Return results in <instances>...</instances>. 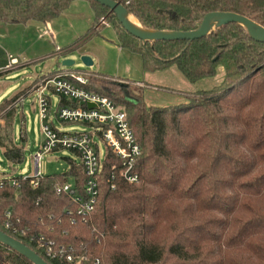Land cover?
I'll return each mask as SVG.
<instances>
[{
	"label": "trees",
	"instance_id": "obj_1",
	"mask_svg": "<svg viewBox=\"0 0 264 264\" xmlns=\"http://www.w3.org/2000/svg\"><path fill=\"white\" fill-rule=\"evenodd\" d=\"M73 1L0 0V22L52 23ZM115 1L150 30H197L211 12L237 13L264 27V0ZM90 2L96 19L108 16L121 27V46L138 53L147 72L176 65L197 82L222 65L225 79L185 104L161 108L147 105L130 86L98 74L88 78L87 90L128 114L143 150L139 183L117 178L111 189L109 161L95 210L84 219L70 198L57 193L65 183L82 188L86 182L82 164L69 160L67 173L44 177L38 188L29 180L0 185V231L49 264H264V43L235 23L192 42L145 43L129 34L109 8ZM30 89L0 106L6 122L0 149L10 166L24 162L17 138L22 144L27 140L26 121L17 136L15 104ZM9 211L18 233L4 227ZM41 235L55 241L65 256L51 258L38 249L32 238ZM0 264L32 263L0 243Z\"/></svg>",
	"mask_w": 264,
	"mask_h": 264
},
{
	"label": "rangeland",
	"instance_id": "obj_2",
	"mask_svg": "<svg viewBox=\"0 0 264 264\" xmlns=\"http://www.w3.org/2000/svg\"><path fill=\"white\" fill-rule=\"evenodd\" d=\"M50 24L38 21L26 24L0 22V69L6 68L7 54L19 62L14 69L0 72V106L14 93L31 87L16 105L20 114L14 122L19 136L20 130L24 132L22 123L26 121L27 140L22 144L20 138H17L18 144L24 147V162L10 166L0 149V171L12 177L25 178L33 175V156L41 151L46 143L36 94L33 92L43 74L58 70L90 73L86 78L97 77L95 74H99L114 80L120 86H130L134 93L141 94L147 105L161 108L185 104L201 91L220 87L225 79L226 72L222 65L217 67L213 76L197 82H191L176 65L154 73L147 72L141 56L121 46L118 36V33L123 34L121 27L108 16L96 19L89 0H74L60 17ZM84 48L94 62L92 67L84 66L78 59L72 67L62 66L65 58H77L78 52ZM116 92L120 96L125 95L121 88H117ZM59 100V96H54L53 115ZM54 125L61 132L67 133L91 132L96 128L95 125L88 124L60 123L56 119ZM5 127L6 122L0 113V130ZM94 139L99 146L100 156L104 157V140L99 135ZM69 160L80 164L79 155L69 149H57L47 153L41 161L42 176L51 177L67 173L71 167ZM70 183L73 184V181Z\"/></svg>",
	"mask_w": 264,
	"mask_h": 264
},
{
	"label": "built area",
	"instance_id": "obj_3",
	"mask_svg": "<svg viewBox=\"0 0 264 264\" xmlns=\"http://www.w3.org/2000/svg\"><path fill=\"white\" fill-rule=\"evenodd\" d=\"M6 61V68L0 69V72L12 70L19 64L18 59L9 54L6 55ZM88 75L83 72L58 70L39 77L40 81L33 92L36 94V104L46 143L43 149L33 156L35 172L29 177L19 179L0 171L1 186L5 183L17 186L20 180H29L33 188H38L41 180L44 179L40 170L44 155L57 149H69L76 152L87 177L86 182L82 188L75 182L65 183L57 188V193L70 198L78 207L77 214L84 219L92 215L95 210L105 164L112 162L113 173L109 183L111 189L115 190L117 178L130 184L139 183L141 175L137 165L143 155L142 147L131 127L126 110L109 98L87 90L85 85L88 84V78H86ZM54 96H59L60 100L53 115ZM17 104L19 102L15 105ZM55 119L60 123L88 124L95 125L96 128L91 132L83 133L61 132L54 125ZM96 135L105 142L104 157L100 156L99 146L94 139ZM11 219L12 213L9 211L5 217L4 227L13 233H18ZM32 241H35L37 248L45 251L51 258L65 256L63 248L56 250L55 241H47L43 235L32 238ZM66 258L69 262L74 260L72 255H66ZM82 260L83 258L79 259L78 263ZM95 264H100V260H96Z\"/></svg>",
	"mask_w": 264,
	"mask_h": 264
},
{
	"label": "water",
	"instance_id": "obj_4",
	"mask_svg": "<svg viewBox=\"0 0 264 264\" xmlns=\"http://www.w3.org/2000/svg\"><path fill=\"white\" fill-rule=\"evenodd\" d=\"M92 2L99 3L107 8L116 15L118 21L124 27V29L134 36L142 40L143 42L153 41H195L200 40L214 32L217 28L227 26L229 24H239L243 26L249 33L250 37L257 41L264 43V27L248 17L242 16L232 12H211L208 13L200 26L199 29L183 32V31H156L150 30L143 27L140 23V27H136L127 20V15H131L126 7L115 0H89ZM132 16V15H131ZM77 59L82 62L86 67H92L94 62L88 54L86 49H81L78 52L77 58H65L62 62L63 67H72L76 64ZM93 107V105H90ZM0 243L17 252L21 256L25 257L32 264H49L43 258H41L35 251L27 247L22 242L11 237L10 235L0 231Z\"/></svg>",
	"mask_w": 264,
	"mask_h": 264
},
{
	"label": "bare ground",
	"instance_id": "obj_5",
	"mask_svg": "<svg viewBox=\"0 0 264 264\" xmlns=\"http://www.w3.org/2000/svg\"><path fill=\"white\" fill-rule=\"evenodd\" d=\"M127 20L136 27H140L139 22L131 15H127Z\"/></svg>",
	"mask_w": 264,
	"mask_h": 264
},
{
	"label": "crops",
	"instance_id": "obj_6",
	"mask_svg": "<svg viewBox=\"0 0 264 264\" xmlns=\"http://www.w3.org/2000/svg\"><path fill=\"white\" fill-rule=\"evenodd\" d=\"M48 24H50V23H48ZM51 25V24H50ZM74 72V71H73ZM76 72H80V71H76ZM88 74H90V73H88ZM95 75H97V74H95ZM99 75V74H98Z\"/></svg>",
	"mask_w": 264,
	"mask_h": 264
}]
</instances>
